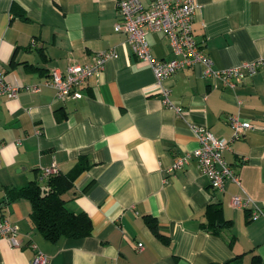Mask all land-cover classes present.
<instances>
[{
  "label": "crops",
  "instance_id": "obj_1",
  "mask_svg": "<svg viewBox=\"0 0 264 264\" xmlns=\"http://www.w3.org/2000/svg\"><path fill=\"white\" fill-rule=\"evenodd\" d=\"M117 1L0 0V69L11 83L40 85L0 97V219L17 227L20 243L0 238V264H31L32 243L47 264H211L236 255L242 264L264 262V66L233 87L200 63L180 69L162 84L164 105L151 67L113 29ZM194 2L193 35L213 70L264 60V0ZM146 37L153 56H170L160 32ZM108 49L115 56L81 98L58 101L44 84L53 70ZM232 114L251 123L224 152L239 184L213 189L193 160L169 170L197 146L194 126L230 138ZM51 165L71 182L66 208L89 216L87 236L50 241L31 226L28 199L7 202V189L40 180ZM233 195L250 200L235 207Z\"/></svg>",
  "mask_w": 264,
  "mask_h": 264
},
{
  "label": "built area",
  "instance_id": "obj_2",
  "mask_svg": "<svg viewBox=\"0 0 264 264\" xmlns=\"http://www.w3.org/2000/svg\"><path fill=\"white\" fill-rule=\"evenodd\" d=\"M116 6L119 18L114 23L113 29L123 33L133 54L146 61L151 67L155 85L158 86L164 105L171 106V103L169 90L162 84L180 69L200 63L205 67L206 74L215 76L223 84L233 87L243 78L254 74L259 67L264 66V60L259 59L221 70H213L210 57L193 35L192 25L196 8L194 0H149L147 4L141 0H118ZM150 30L160 32L167 39L170 46L168 58H157L152 55L146 37ZM113 56H115V51L112 49L96 52L89 62L69 63L63 72L53 70L44 84L55 89V99L58 101L81 98V88L85 86L87 80L99 73L107 60ZM20 89L34 92L40 89V85L11 83L0 69V97L2 95L15 96ZM173 109L177 113L180 111V108L176 106ZM228 124L232 131L228 139L216 137L205 126H194L192 129L197 146L191 151L176 155L169 170L183 168L193 160L207 176L213 189L222 190L227 180L239 184V175L225 159L224 152L230 148L231 142L244 136L246 130L251 127V123L232 114L228 117ZM56 172H58L57 167L51 165L42 168L40 176L46 178ZM249 200L247 197L233 195L230 203L232 206L242 207ZM257 216V211L252 213V218ZM0 238L5 239L12 246L20 245L17 239V227L6 219H0ZM31 246L34 249L31 264H47V256L35 244L32 243ZM141 247L142 244L138 243V248Z\"/></svg>",
  "mask_w": 264,
  "mask_h": 264
},
{
  "label": "trees",
  "instance_id": "obj_3",
  "mask_svg": "<svg viewBox=\"0 0 264 264\" xmlns=\"http://www.w3.org/2000/svg\"><path fill=\"white\" fill-rule=\"evenodd\" d=\"M70 187V180L58 171L46 178L41 177L40 180H32L19 189H7L6 199L7 202L18 198L28 199L31 204V211L29 213L31 226L50 241L55 242L60 238L87 236L91 227L89 216L84 212L69 211L65 206L63 193ZM211 206L214 207V212L220 211L219 204H209L207 210ZM211 224L208 226L214 230L213 232H216L218 227ZM151 226L158 236L165 239L159 233L155 224ZM240 258L241 255H236L223 263L211 264H242ZM255 259L257 264H264L258 258L255 257Z\"/></svg>",
  "mask_w": 264,
  "mask_h": 264
}]
</instances>
